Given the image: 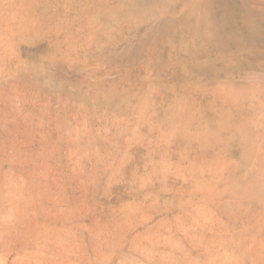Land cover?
I'll return each mask as SVG.
<instances>
[{"label": "rangeland", "instance_id": "1", "mask_svg": "<svg viewBox=\"0 0 264 264\" xmlns=\"http://www.w3.org/2000/svg\"><path fill=\"white\" fill-rule=\"evenodd\" d=\"M0 264H264V0H0Z\"/></svg>", "mask_w": 264, "mask_h": 264}]
</instances>
